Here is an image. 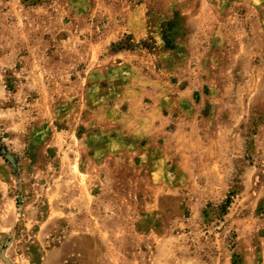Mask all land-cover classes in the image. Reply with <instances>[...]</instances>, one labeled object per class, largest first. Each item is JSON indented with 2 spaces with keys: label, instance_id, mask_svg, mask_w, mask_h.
<instances>
[{
  "label": "rangeland",
  "instance_id": "374dc122",
  "mask_svg": "<svg viewBox=\"0 0 264 264\" xmlns=\"http://www.w3.org/2000/svg\"><path fill=\"white\" fill-rule=\"evenodd\" d=\"M0 264H264V0H0Z\"/></svg>",
  "mask_w": 264,
  "mask_h": 264
}]
</instances>
